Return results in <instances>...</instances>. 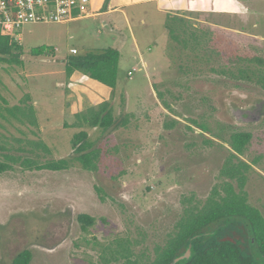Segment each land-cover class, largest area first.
Instances as JSON below:
<instances>
[{
    "label": "rangeland",
    "instance_id": "obj_1",
    "mask_svg": "<svg viewBox=\"0 0 264 264\" xmlns=\"http://www.w3.org/2000/svg\"><path fill=\"white\" fill-rule=\"evenodd\" d=\"M156 1L16 29L23 65L0 61V94L8 105L32 104L37 122L0 117V162L10 165L0 172V264H11L26 248L29 264L153 258L185 199L203 202L227 180L221 168L235 131L251 133L241 155L252 166L244 190L264 214V90L216 83L225 63L234 70L250 59V66H264L256 60L264 63V0H237L238 10L231 11L223 8L226 0H188V9L176 14L187 19L166 17ZM181 26L197 39H173ZM39 47L52 54L32 55ZM108 47L120 54L109 102L125 124L105 132L86 128L100 152L97 169L88 171L72 159L78 129L65 126L69 78L82 72L70 66L68 75L67 69L72 58ZM196 125L209 129L204 134L214 139L210 144ZM61 158L70 159L68 169L38 170L25 163ZM79 213L92 216V225L83 229Z\"/></svg>",
    "mask_w": 264,
    "mask_h": 264
},
{
    "label": "trees",
    "instance_id": "obj_2",
    "mask_svg": "<svg viewBox=\"0 0 264 264\" xmlns=\"http://www.w3.org/2000/svg\"><path fill=\"white\" fill-rule=\"evenodd\" d=\"M127 2L129 1L97 0L95 9L98 12L109 11ZM187 2L188 0H171L168 10L177 12L175 17L187 19L180 15L176 16L187 10ZM236 3L237 0H226L223 8L227 11L238 10ZM167 16H170V13ZM164 28L167 33L172 30L167 24H164ZM187 31L186 26H181L175 31L176 33L173 31L172 38L179 41L180 36L185 35L187 40L189 35L195 34V32ZM185 45L187 46L186 43ZM194 50L195 48L190 51L194 52ZM30 52L35 56L52 54V50L48 47L35 48ZM22 55L23 49L19 40L0 33V61L23 65ZM119 57V51L111 47L101 52H87L81 58L71 59L67 73L70 75L73 71L70 66H76L91 79L110 87L113 93L117 84ZM256 60L264 64L262 60ZM251 61L252 59L247 65L234 66L235 70L225 63L226 68L218 70L219 78L216 83L220 85L221 81H233L236 86L249 83L264 90V66H250ZM0 100L5 103H0L2 119L8 121L13 119L20 124L26 122L36 124V111L32 104L8 105L1 94ZM67 115L65 126L78 129L72 135V159L78 162L83 169L95 171L98 167L100 152L95 146L96 143L90 139L86 128H97L105 132L125 122H122V119L120 121L116 119L109 101L87 107L76 114ZM196 126L203 131V134H210L208 128ZM213 137L223 141L221 136ZM250 138L251 133L249 132H233L230 135V153L221 168V175L226 176L227 180L220 188H213L211 194L203 202L191 197L185 199L179 219L166 236L164 243L155 249L153 258L147 257L142 260L128 256L124 264H264V214L248 202L244 190L247 180L246 173L252 166L244 161L241 155ZM213 140L212 137L205 135V142L208 144ZM36 144L49 150L44 143ZM25 163L29 167L49 171L66 170L71 165L68 158L52 159L43 163H33L26 159ZM8 168L10 165L0 162V172ZM77 221L83 229H86L87 226L92 225L94 219L87 213H79ZM188 247H190V257L173 263L174 259L184 254ZM31 258V250L26 248L13 257L11 264H29Z\"/></svg>",
    "mask_w": 264,
    "mask_h": 264
},
{
    "label": "built area",
    "instance_id": "obj_3",
    "mask_svg": "<svg viewBox=\"0 0 264 264\" xmlns=\"http://www.w3.org/2000/svg\"><path fill=\"white\" fill-rule=\"evenodd\" d=\"M90 6L91 0H0V33L17 39L16 29L25 24L87 17Z\"/></svg>",
    "mask_w": 264,
    "mask_h": 264
},
{
    "label": "crops",
    "instance_id": "obj_4",
    "mask_svg": "<svg viewBox=\"0 0 264 264\" xmlns=\"http://www.w3.org/2000/svg\"><path fill=\"white\" fill-rule=\"evenodd\" d=\"M126 4L119 6L113 10L98 12L95 9L97 0H91L90 11L91 13L88 16H97L100 14H106L115 12L116 10H123L126 6L138 3L139 0H128ZM156 1V0H155ZM158 10L167 15L175 14L173 12H169V8L171 6V0H157ZM168 5V6H167ZM188 9V2H187ZM70 81L68 82L70 87V92L67 95V103L68 106L65 111L68 115H73L76 112L84 109L87 102L97 105L104 101H109L112 95V89L105 84L100 83L97 80L91 79L87 75H84L80 72L72 74L70 76Z\"/></svg>",
    "mask_w": 264,
    "mask_h": 264
},
{
    "label": "water",
    "instance_id": "obj_5",
    "mask_svg": "<svg viewBox=\"0 0 264 264\" xmlns=\"http://www.w3.org/2000/svg\"><path fill=\"white\" fill-rule=\"evenodd\" d=\"M189 257H190V247L187 248V250L185 251L184 254H182V255L176 257V258L174 259L173 263H175V262H177V261H179V260H181V259H188Z\"/></svg>",
    "mask_w": 264,
    "mask_h": 264
}]
</instances>
